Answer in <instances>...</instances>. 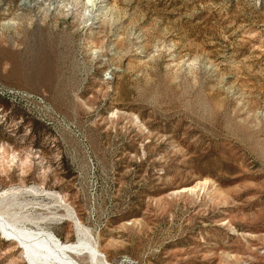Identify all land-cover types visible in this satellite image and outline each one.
I'll return each instance as SVG.
<instances>
[{"label":"rangeland","instance_id":"374dc122","mask_svg":"<svg viewBox=\"0 0 264 264\" xmlns=\"http://www.w3.org/2000/svg\"><path fill=\"white\" fill-rule=\"evenodd\" d=\"M0 88L31 96L0 198L51 193L19 201L61 242L70 212L109 264H264V0H0Z\"/></svg>","mask_w":264,"mask_h":264},{"label":"bare ground","instance_id":"6f19581e","mask_svg":"<svg viewBox=\"0 0 264 264\" xmlns=\"http://www.w3.org/2000/svg\"><path fill=\"white\" fill-rule=\"evenodd\" d=\"M35 188L17 189L0 198V233L9 241L14 242L22 251L26 264H109L98 249L88 228L82 225L72 213H67L65 220L74 224L76 241L61 242L47 224L54 223L58 217L50 216L35 219L28 209H37L19 201L20 196L28 194H50ZM86 255L87 263L80 262L76 256Z\"/></svg>","mask_w":264,"mask_h":264},{"label":"built area","instance_id":"2783aa9c","mask_svg":"<svg viewBox=\"0 0 264 264\" xmlns=\"http://www.w3.org/2000/svg\"><path fill=\"white\" fill-rule=\"evenodd\" d=\"M0 95L5 96L6 98L9 99H14L17 98L19 96H23L25 98H31V96L24 94L22 92L19 91H15V90H9L6 88H0ZM35 101L38 102L39 104H44L43 99L41 97H34Z\"/></svg>","mask_w":264,"mask_h":264}]
</instances>
